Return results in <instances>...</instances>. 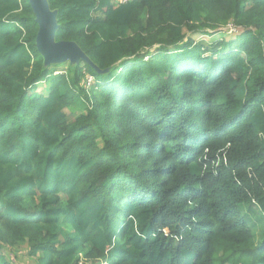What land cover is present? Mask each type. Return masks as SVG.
Listing matches in <instances>:
<instances>
[{
    "label": "trees",
    "instance_id": "obj_1",
    "mask_svg": "<svg viewBox=\"0 0 264 264\" xmlns=\"http://www.w3.org/2000/svg\"><path fill=\"white\" fill-rule=\"evenodd\" d=\"M47 3L90 64L0 0V264H264V0Z\"/></svg>",
    "mask_w": 264,
    "mask_h": 264
},
{
    "label": "water",
    "instance_id": "obj_2",
    "mask_svg": "<svg viewBox=\"0 0 264 264\" xmlns=\"http://www.w3.org/2000/svg\"><path fill=\"white\" fill-rule=\"evenodd\" d=\"M39 25L36 45L39 53L48 64L64 63L68 60L85 61L87 57L78 46L72 42H56L55 34L58 28L56 13L52 12L47 0H29Z\"/></svg>",
    "mask_w": 264,
    "mask_h": 264
},
{
    "label": "rangeland",
    "instance_id": "obj_3",
    "mask_svg": "<svg viewBox=\"0 0 264 264\" xmlns=\"http://www.w3.org/2000/svg\"><path fill=\"white\" fill-rule=\"evenodd\" d=\"M230 26L231 24L225 27V29H222L221 33H217V34H215L214 30L205 29L203 32L195 35L194 39L196 41L204 43L208 47H212V44L218 41H221L222 39H225L226 41H232L234 40L235 36L240 32V30L234 28L231 31ZM225 31H228V33H225ZM69 61H72V60H69ZM40 91L41 92L44 91V87L42 85L40 86ZM66 113L69 116L70 122H73L81 114L80 111L72 113L69 110H66ZM261 230H262V226L260 225L257 226L256 231L258 235L261 233ZM28 250H29V244L27 242L19 244L18 248L15 249V254L18 257L17 262L19 264H35V261H33L27 256ZM80 264H94V262L92 260L87 259L85 256H83Z\"/></svg>",
    "mask_w": 264,
    "mask_h": 264
},
{
    "label": "built area",
    "instance_id": "obj_4",
    "mask_svg": "<svg viewBox=\"0 0 264 264\" xmlns=\"http://www.w3.org/2000/svg\"><path fill=\"white\" fill-rule=\"evenodd\" d=\"M122 3H125V2H128L129 0H120ZM234 28H232L231 26H230V30L232 31ZM86 81H87V86L89 87L92 83H93V81H94V79L92 78V77H87L86 78Z\"/></svg>",
    "mask_w": 264,
    "mask_h": 264
}]
</instances>
